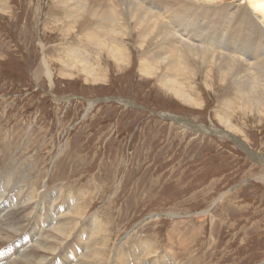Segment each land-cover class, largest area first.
Masks as SVG:
<instances>
[{"label":"rangeland","instance_id":"374dc122","mask_svg":"<svg viewBox=\"0 0 264 264\" xmlns=\"http://www.w3.org/2000/svg\"><path fill=\"white\" fill-rule=\"evenodd\" d=\"M59 9L50 0H0V229L31 203L22 231L0 249L31 243L80 195L86 221H102L107 257L119 245L124 264H143L150 246L147 262L264 264V162L248 154L264 156V116L232 106L236 130H228L218 116L235 98L209 66L206 74L188 67L184 90L197 104L185 103L141 70L147 45L135 41L136 28H124L129 55L119 66L98 58L81 25L69 32ZM222 35L211 39L231 34ZM73 246L69 237L60 249ZM60 249L47 264L76 256ZM25 250L0 252V264Z\"/></svg>","mask_w":264,"mask_h":264},{"label":"bare ground","instance_id":"6f19581e","mask_svg":"<svg viewBox=\"0 0 264 264\" xmlns=\"http://www.w3.org/2000/svg\"><path fill=\"white\" fill-rule=\"evenodd\" d=\"M244 1L236 9L227 0H50L51 5L61 8L59 10L64 13L61 16L66 18L63 26L69 32L81 25L85 35L83 39L98 54V58L104 54L119 66L127 62L129 55L121 46L130 31L136 28L135 41L141 46L147 45V49L140 53L141 70L146 76L154 73L164 88L185 103L197 104L184 90L188 67L193 66L197 72L206 74V67L209 66L208 70L215 73V79H219L222 87L233 92V103L227 102L225 114L218 116L225 128L232 131L236 130L229 116L232 106L238 105L246 113L253 112L254 117L264 116V0ZM56 15L60 16L57 12ZM124 28L130 29L129 33ZM217 33L223 34L222 38L231 35L224 41L212 40L213 34ZM82 54L83 58H88L86 53ZM76 56L81 55L74 51L72 57ZM82 66L89 74L94 71L93 66ZM169 118L180 120L189 129L207 130L186 119ZM238 142L241 148L248 150L243 141ZM248 154L256 161L264 162L260 152L249 150ZM259 177L264 182V174ZM7 180L11 181L10 188L19 185L13 179ZM80 202L82 198L79 195L70 210L66 208L64 212V209H59L56 221L44 228V232L36 230L31 243L20 246L15 245V241L13 245L2 247V256L6 252L20 254L22 249H26L22 256H15L7 264H47L69 237H73L75 246L66 250L61 248L60 253L67 251L76 256L70 260L69 257L63 261L52 260L49 264H65L68 260L69 264H106L110 258V264L114 261L123 263V250H119V245L112 257H107L108 240L102 236V221L95 218L86 221V210ZM20 207V210L10 213V226L0 229V246L14 241L25 226L31 213V203ZM85 234L89 235L88 240L84 239ZM32 242V247H28ZM152 247L142 258L140 256V261L144 260L143 264H166L165 261H146L150 254L156 253ZM134 252L130 250V255L134 256Z\"/></svg>","mask_w":264,"mask_h":264}]
</instances>
